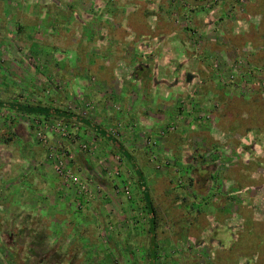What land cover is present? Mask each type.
Here are the masks:
<instances>
[{
  "label": "rangeland",
  "instance_id": "1",
  "mask_svg": "<svg viewBox=\"0 0 264 264\" xmlns=\"http://www.w3.org/2000/svg\"><path fill=\"white\" fill-rule=\"evenodd\" d=\"M80 1L60 0L56 16L52 0H0L3 99L61 107L110 132L143 172L156 232L106 139L10 110L0 134L12 136L16 172L0 180V264L47 252L58 264H145L152 244L155 264H264V0H132L110 40L102 22L81 28L68 15ZM107 2L123 16V1ZM167 54V72L154 73Z\"/></svg>",
  "mask_w": 264,
  "mask_h": 264
},
{
  "label": "crops",
  "instance_id": "2",
  "mask_svg": "<svg viewBox=\"0 0 264 264\" xmlns=\"http://www.w3.org/2000/svg\"><path fill=\"white\" fill-rule=\"evenodd\" d=\"M39 2L40 0H35V2ZM53 1V7H52V9H53V13L57 16V15H60V14H62V13H64L65 14V12H64V10H62V8H63V6L61 5L62 3L60 2V0H52ZM121 1H123L124 2V4H123V7H121V10H123L122 12H123V16L122 15H120L119 16V18L116 20V18L114 17V15H112V16H110L109 15V13H111V12H107V10L105 9V7H106V5H107V0H81L80 2H82V3H77L78 4V7H76V8H78L77 10H74V12H68V15H71L72 16V20H76L77 22H79V23H76L77 24V26H82L81 28H84V27H86L88 24L89 25H91V24H94V23H97V26H98V24H100L101 22H102V24H101V26L103 25L104 26V28L107 30L106 31V35H107V38L110 40V38L111 37H113V38H115V35H113L112 33H111V30L112 31H114V30H116L115 28H116V26H118V25H121L122 23H123V21H125L127 24H129L128 23V17H129V15H130V13L133 11V10H135V8L134 7H131V3H130V1H132V0H121ZM151 1H153V0H151ZM155 2H157V3H159V0L157 1V0H154ZM116 2V1H115ZM119 3H120V1H117L116 2V6L117 5H119ZM145 4H146V7H148L149 8V6H148V4H147V2H144ZM61 5V6H60ZM69 6L70 5H68V6H66V8H69ZM120 9V8H119ZM151 14L153 13L152 11L150 12ZM115 18V20H116V22H110V20H111V18ZM156 18V16H153V18ZM86 19V21H88L87 23H85L84 22V20ZM53 21H55V20H53ZM55 24V23H54ZM96 25V24H95ZM133 25V24H132ZM100 26V25H99ZM131 29L132 30H134V28H132L131 27ZM109 30H110V33L111 34H108L107 32H109ZM136 33V32H135ZM152 34H153V36L155 35V33H153V32H151ZM157 35V34H156ZM164 39H166V37H164V38H162L161 39V41L160 42H164L165 43V41H163ZM108 40V41H109ZM131 42V41H130ZM139 41H135L134 42V46L138 49V47H139ZM173 43V42H172ZM87 45V44H86ZM122 47H123V45H121ZM143 46V45H142ZM156 46H158V45H156ZM172 46H174L173 44H172ZM117 47H120L119 45H117ZM175 47V46H174ZM169 49H170V47H169ZM173 51H174V54L176 53L175 52V50H174V48L172 49ZM149 54L150 53H145L144 54V57L143 58H152V57H150L149 56ZM158 54V53H157ZM169 54H167V55H165L164 57H161V59L160 58H155L154 60H152V62H154V64H155V66L154 67H152V71L154 72V73H157L158 71H161L162 73H164V72H167V68H164L165 67V63H166V61L168 60L167 58H166V56H168ZM154 57L156 56V54L155 55H153ZM158 56H161V55H158ZM142 58V59H143ZM175 59H176V61H179L178 59H177V57H175ZM141 60V59H140ZM151 61V60H150ZM168 62H170L169 60H168ZM131 63L134 65V66H136L135 64H137L138 63V59H136V60H134V61H131ZM160 67H161V69H160ZM147 71V73H150L149 72V70H147V68L145 67V66H140V69L138 70V71H141V72H143V71ZM5 75V72H4V70H2L1 69V72H0V80H1V82H0V95H1V97L2 98H4V96L7 98V96H6V94H7V86H6V84H5V82H4V79L6 78V75ZM156 76V75H155ZM162 77H163V79H164V76H163V74H162ZM4 87H6V90H4ZM153 89V88H152ZM149 92V91H148ZM151 94H152V92H150ZM154 95V94H153ZM0 100H2V99H0ZM5 101H8V100H5ZM9 101H11V100H9ZM11 111H13V110H11ZM0 113H1V115H2V118H1V120L0 121H8V117H9V113H10V109H9V107H7V106H4V105H2V106H0ZM1 124V123H0ZM25 131V128H23L22 126L20 127V129L19 130H17V132H18V140L19 141H22L24 138H22L21 136H22V134H23V132ZM8 132V131H7ZM7 132H3V134H0V135H2L1 137H0V151L3 153V154H6V155H4L5 157H6V161H5V168H0V171H1V177H0V180H3V179H5L6 177H9V178H11L12 176H14V173L16 172V171H14L13 172V170H15V168L14 167H12V166H14L15 164H13L12 162H11V160L13 161L14 159H16L14 156H11V150L10 149H7V148H9V147H7L8 146V143H11L12 142V136H10V135H7L6 133ZM2 137H3V140H2ZM2 153H1V156H2ZM11 162V163H10ZM12 165V166H11ZM9 167H12V168H9ZM1 183H3V182H1ZM0 183V185H3V184H1ZM1 189V188H0ZM2 189L4 190V191H8V189L6 190L5 189V184L2 186ZM1 189V190H2ZM22 189V188H21ZM20 189V190H21Z\"/></svg>",
  "mask_w": 264,
  "mask_h": 264
},
{
  "label": "trees",
  "instance_id": "3",
  "mask_svg": "<svg viewBox=\"0 0 264 264\" xmlns=\"http://www.w3.org/2000/svg\"><path fill=\"white\" fill-rule=\"evenodd\" d=\"M22 29V27L20 26ZM7 106L10 110L23 112L27 114H40L43 115L46 119H56L61 121H75L77 123H80L81 125L85 126L86 128H90L94 132H96L98 135L102 136L104 139H106L107 142H109L112 147L114 148L112 150L113 153H118L121 155V157H124L127 166L131 169L134 177H135V184L137 186V189L139 193L141 194V201L143 202L142 210L147 215L149 220V232L154 234V231L156 232V226L158 225V212L156 211V208L153 203V198L151 194L148 191L147 183L145 180V177L143 175L142 170L140 169V166L137 165V160L134 158V156L127 150L124 145L114 138L110 132L103 129L101 126L94 124L91 120H88L85 117L77 116L74 113L67 112L61 107H51V106H44L42 104H25L20 103L17 101H5V99L2 98L0 100V106ZM154 238V235H153ZM154 244H152V247L149 250H146V262L147 264H155V258H156V250L153 247ZM145 262V264H146Z\"/></svg>",
  "mask_w": 264,
  "mask_h": 264
},
{
  "label": "built area",
  "instance_id": "4",
  "mask_svg": "<svg viewBox=\"0 0 264 264\" xmlns=\"http://www.w3.org/2000/svg\"><path fill=\"white\" fill-rule=\"evenodd\" d=\"M60 125H61L60 123L56 124L54 129H57L58 131L64 129L65 126H63V127L61 126V128H62L61 129ZM51 129H52V127H51ZM38 134L41 135V132H39ZM57 170H58V173L61 176H63L66 180L74 179V176H73L72 172L69 169L66 168V165H65V163L62 160L58 161Z\"/></svg>",
  "mask_w": 264,
  "mask_h": 264
},
{
  "label": "flooded vegetation",
  "instance_id": "5",
  "mask_svg": "<svg viewBox=\"0 0 264 264\" xmlns=\"http://www.w3.org/2000/svg\"><path fill=\"white\" fill-rule=\"evenodd\" d=\"M10 238H12V236H10ZM9 245H12L9 243ZM53 252H47L44 254V256L42 258H40L37 262V264H58L60 262V260L54 255ZM35 264V263H34Z\"/></svg>",
  "mask_w": 264,
  "mask_h": 264
}]
</instances>
